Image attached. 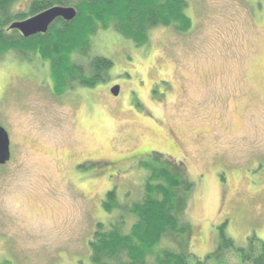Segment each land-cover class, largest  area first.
Masks as SVG:
<instances>
[{
	"label": "rangeland",
	"instance_id": "obj_1",
	"mask_svg": "<svg viewBox=\"0 0 264 264\" xmlns=\"http://www.w3.org/2000/svg\"><path fill=\"white\" fill-rule=\"evenodd\" d=\"M184 1V34L155 28L138 48L98 34L91 55L113 66L93 88L57 98L47 66L13 53L0 60L11 153L0 166V264L88 263L96 225L140 198L149 177L140 163L193 185L182 214L190 236H163L156 250L204 261L220 232L241 248L264 241V0L261 21L243 0ZM110 190L119 208L106 213ZM123 216L128 232L133 218ZM206 264L241 263L221 250Z\"/></svg>",
	"mask_w": 264,
	"mask_h": 264
},
{
	"label": "trees",
	"instance_id": "obj_2",
	"mask_svg": "<svg viewBox=\"0 0 264 264\" xmlns=\"http://www.w3.org/2000/svg\"><path fill=\"white\" fill-rule=\"evenodd\" d=\"M20 1L0 0V60L13 53L47 66L48 80L57 97L74 85L93 88L105 81L113 64L100 55H91L98 34L112 31L138 48L146 43L152 29H171L184 34L191 27L184 0H29L23 11L14 10ZM53 7L73 8L76 16L70 22L57 19L46 33L27 39L10 29L13 23ZM139 166L149 172L140 198L119 210L113 222L96 225L88 241L86 264H206L218 257L221 250H233L241 264H264V241L259 242L254 236L241 248L220 232L217 250L204 261L190 254L156 250L163 236L185 233L190 236L182 214L184 196L193 185L176 169L163 166L156 169L141 163ZM115 196L114 190L105 193L104 212L119 208ZM125 213L133 218L128 232L123 230Z\"/></svg>",
	"mask_w": 264,
	"mask_h": 264
},
{
	"label": "water",
	"instance_id": "obj_3",
	"mask_svg": "<svg viewBox=\"0 0 264 264\" xmlns=\"http://www.w3.org/2000/svg\"><path fill=\"white\" fill-rule=\"evenodd\" d=\"M75 16L76 12L73 8L53 7L24 21L13 23L10 26V29L18 31L23 38L27 39L37 34L46 33L49 26L57 19L70 22L75 18ZM118 93L119 87H113L111 95L117 97ZM8 146V135L0 128V165H3L9 159Z\"/></svg>",
	"mask_w": 264,
	"mask_h": 264
},
{
	"label": "flooded vegetation",
	"instance_id": "obj_4",
	"mask_svg": "<svg viewBox=\"0 0 264 264\" xmlns=\"http://www.w3.org/2000/svg\"><path fill=\"white\" fill-rule=\"evenodd\" d=\"M243 3H244V5H246L251 10L252 16L256 17L258 21H261V19H262L261 13L263 11V7H262L263 3H262V1L261 0H245V1L243 0ZM39 73L43 74L42 71H40ZM41 81H43V79H41ZM48 82L49 81L46 82L47 83L46 86L51 87V89H52L51 93H53L54 92L53 91V86H51L52 83L51 82L48 83ZM77 86H79V85L77 84ZM115 86L119 87V93H120V86L119 85H113L112 87H115ZM79 88L85 89V88H88V87L79 86ZM72 90H73V88L70 87V89H67L64 92V94L62 96H60V98L63 97L65 94L68 95ZM119 93H118V96H119ZM54 95H55V93H54ZM117 97L113 96V98H117ZM8 139H9V137H8ZM8 151H9V159H8V161H6L3 165H0V166L6 165L9 162V160H10V156H11V153H10V141H9ZM76 168H78V166H76Z\"/></svg>",
	"mask_w": 264,
	"mask_h": 264
}]
</instances>
